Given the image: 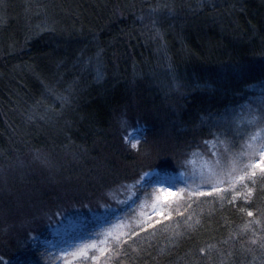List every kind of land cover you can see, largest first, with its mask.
Listing matches in <instances>:
<instances>
[{"label":"trees","instance_id":"obj_1","mask_svg":"<svg viewBox=\"0 0 264 264\" xmlns=\"http://www.w3.org/2000/svg\"><path fill=\"white\" fill-rule=\"evenodd\" d=\"M260 108L264 0H0V264L76 260L141 204L115 195L211 147L238 156L231 176L147 205L88 264H264V184L230 187L261 160L238 125Z\"/></svg>","mask_w":264,"mask_h":264},{"label":"rangeland","instance_id":"obj_2","mask_svg":"<svg viewBox=\"0 0 264 264\" xmlns=\"http://www.w3.org/2000/svg\"><path fill=\"white\" fill-rule=\"evenodd\" d=\"M231 115L234 116V114ZM232 120L235 122L236 118H233ZM238 125L240 128L245 129V133L249 134L250 137L247 141L248 145L251 143L253 147H257V142L252 141L251 137L254 135L257 136V141H259L260 137H264V122L257 124L256 121L252 120V113H247L244 114L241 120H238ZM221 148H223V150H228V147L224 145ZM216 149L217 148L215 147H211L209 152H193L188 155L184 162H178V167L174 170L168 168H155L146 171L145 173H147V175H144L145 173H143L139 181L129 184L125 191L115 195L116 199L119 198L118 196H122L121 201H129L130 199H133L136 194H139V200L141 202L140 206L132 208L130 211H126V214L123 215L119 223L109 225L106 231L98 236V242L93 243V247L85 249L84 252H79V256L76 260L67 262L66 264H88V262H91L89 255L96 259L97 257L95 254L104 251L103 246L108 249L111 243L116 240V236L121 230L127 229L128 226L133 224H136L137 227L142 220L140 216L141 214H144L147 205H151V208L156 207L155 211L151 208L150 209L158 218V216L162 214V209H164L162 206L174 207L177 206V204L186 201L189 194L185 192L180 193L181 189L179 187L182 184L192 187L200 186L206 183H213L218 179L229 175V173H232L237 167L234 165L237 162L238 156H236L235 160H226L224 155ZM148 183L150 184L149 190L145 191L141 185ZM176 184L177 186H175ZM151 189H156V194ZM169 193H174L175 195H169ZM179 199L183 200L178 201ZM33 213L35 219L38 220L37 223L43 219L45 214V212H41V210H34ZM46 215L49 218L47 221L48 228L54 231V229H58L62 226V221H64V219H62L61 216L55 217V214L52 215L49 212H46ZM66 220H69V217H66ZM40 225L36 227L39 229L41 227ZM83 239L84 237H77L63 241L58 246L59 256H66L69 251L77 248ZM100 244H102V246Z\"/></svg>","mask_w":264,"mask_h":264},{"label":"snow or ice","instance_id":"obj_3","mask_svg":"<svg viewBox=\"0 0 264 264\" xmlns=\"http://www.w3.org/2000/svg\"><path fill=\"white\" fill-rule=\"evenodd\" d=\"M250 112H252V120L253 121H257V122L264 121V108H260V109H257V110L250 109ZM251 140L257 142L256 151L259 153V156L261 157V160L258 163H256L255 165L249 164V165L245 166L241 170V174L240 175L235 176V177L232 178L233 182L230 184V187L235 192V196H239L240 195V192L236 190L235 181L245 182V183H243V187H245V188H248L249 184L253 185L254 188H259L260 184H264V166H262V165H264V137H260L259 141H257V136L254 135V136L251 137ZM206 143H207V141H206ZM132 147L135 148L136 145L133 144ZM248 147L252 148L253 145L250 143L248 145ZM255 168H260V173L259 174L255 171ZM144 175H147V173H145ZM229 175L231 176V173H229ZM254 188H248V191L245 194V198L251 197L253 195ZM221 190L222 189L220 187L213 186V191L219 192ZM225 191H227V190L225 189ZM193 194L194 195H200V196L211 195V193H205L203 191H200L198 193H193ZM169 195H175V194L174 193H169ZM235 196L233 197V199H235ZM229 203H232V201H229ZM103 206L104 205H102V204H100L98 202V207H103ZM257 213L260 214V215H264V208H257ZM247 215L248 216H252L253 213L252 212H248ZM155 223H160V221L157 220ZM196 223H199V221H197ZM148 227L154 228L155 224H149ZM146 230L147 229H145V228H141V231H146ZM138 235H139L138 232L133 231V232L129 233L128 239H132L133 236H138ZM125 243H126V241H125ZM253 243H255V241H253ZM199 252L200 253H204L205 249L204 248H200Z\"/></svg>","mask_w":264,"mask_h":264}]
</instances>
